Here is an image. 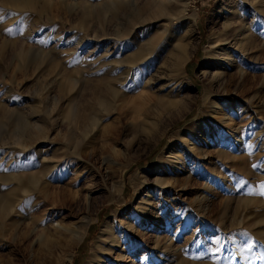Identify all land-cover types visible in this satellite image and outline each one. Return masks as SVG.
Returning <instances> with one entry per match:
<instances>
[{"label": "rangeland", "instance_id": "374dc122", "mask_svg": "<svg viewBox=\"0 0 264 264\" xmlns=\"http://www.w3.org/2000/svg\"><path fill=\"white\" fill-rule=\"evenodd\" d=\"M24 1L0 0V198L43 175L0 264H91L113 229L102 264H264V0Z\"/></svg>", "mask_w": 264, "mask_h": 264}, {"label": "bare ground", "instance_id": "6f19581e", "mask_svg": "<svg viewBox=\"0 0 264 264\" xmlns=\"http://www.w3.org/2000/svg\"><path fill=\"white\" fill-rule=\"evenodd\" d=\"M3 3H4V1L5 2H7V3H9V4H11V5H18V6H21V5H24V3H25V1L24 0H1ZM259 0H251V3H253V4H255V2H258ZM235 3H237V2H235ZM240 5V4H239ZM242 5V4H241ZM240 5V6H241ZM234 7V6H233ZM236 8V7H235ZM237 8H238V6H237ZM236 8V9H237ZM240 8V7H239ZM243 8V7H242ZM230 9V8H229ZM244 10V9H243ZM239 11V10H238ZM231 13H232V11H230ZM240 13V12H239ZM220 14H222V13H220ZM231 16V15H230ZM178 17V16H177ZM233 22H225V23H221V31H224L226 28H228V29H230L231 31H233L234 29H235V27H237V25L235 26V25H233L232 24ZM243 24V23H242ZM243 26V25H242ZM242 26H240V24H239V27H237L236 28V30L238 31V33H241L242 31H240L243 27ZM229 32V31H228ZM234 33V32H233ZM219 35H222L221 33H219ZM235 35V34H234ZM236 35H237V33H236ZM246 35V34H245ZM245 35H242L241 36V38L240 39H243V37H245ZM240 37V36H239ZM235 38V37H234ZM220 40L221 41H225L226 39L225 38H220ZM219 40V41H220ZM235 40V39H234ZM228 42V41H227ZM236 42V41H235ZM222 43V42H221ZM214 44H215V42H214ZM240 44H242V43H240ZM216 45V44H215ZM217 46V45H216ZM242 46V45H241ZM215 47V46H214ZM224 48V47H223ZM243 49V48H242ZM228 54V53H227ZM188 48L187 47H183V48H181V50L179 51V56L177 57V62H175V63H177V64H180L181 62H183V60L184 59H186L188 56ZM225 58V57H224ZM226 58H227V56H226ZM221 74H218V75H215V77H219ZM111 79H113V78H111ZM225 86V85H224ZM105 89L107 90V91H109L111 94L113 93V95H114V90H113V85H111L110 83H108L106 86H105ZM97 103H99L100 105H102V106H105L106 104H108V102L105 100V98H103V97H98V100H97ZM79 120H81L82 119V116H80V118H78ZM77 119V120H78ZM88 119H89V117H88ZM83 120L85 121L86 119H84L83 118ZM83 121V122H84ZM90 121H91V123H92V126H91V128L92 129H94V126L96 125V119H94V118H92V119H90ZM88 124V123H87ZM89 125V124H88ZM87 126V125H86ZM191 138V137H190ZM70 139V138H69ZM186 141V140H185ZM194 145V144H193ZM47 167V166H46ZM45 167V168H46ZM50 168V167H49ZM51 170V169H50ZM53 170H55V168H53ZM46 171V170H45ZM48 173H49V171H47ZM52 172V171H51ZM41 176V175H43V172H39L38 174H35V173H27V174H25V175H22L23 176V180H25V181H23L22 183H20L19 185H17V186H15L14 188H11V190L8 192V193H5L4 194V198H0V217H3L4 216V225H6V223H8L7 222V220L10 218V216L12 215V214H14L15 212H16V206H17V204H14V201H15V193H17L18 191H21V192H23V194L24 193H26V194H29L30 192H34V191H36V188L38 187L37 185H36V176ZM45 176V175H44ZM160 177H162V176H160ZM161 180V179H160ZM43 189V193H44V188H42ZM37 191H39V190H37ZM20 192V193H21ZM48 193V192H47ZM45 194H46V190H45ZM27 196H29V195H27ZM47 197V196H46ZM29 199L30 198H26V202H28L29 201ZM19 205V204H18ZM18 207H21V209H23V208H25L24 207V204L22 203V204H20V206H18ZM15 215V214H14ZM9 224V223H8ZM10 225H13L14 226V224H12V223H10ZM106 230H105V228H103V230H102V232H101V234H103L104 232H105ZM4 232L6 233V234H9V236L10 237H14L15 235H16V233H15V230L14 229H8L7 231H6V229L4 228ZM75 233V235L76 234H78L79 232L78 231H75L74 232ZM108 235H107V237L109 238L107 241H104V246H106V247H104V248H100V251L102 252V253H98L97 255H95L94 257H93V259L91 260V264H102L103 263V258H104V251L105 250H108L109 249V247H111L112 245H113V243L114 242H116V243H118V238H120V237H118V235L116 236V234L114 233V229L113 230H110V231H108V233H107ZM5 235V234H4ZM21 236V235H20ZM81 236V235H80ZM78 236H75V238H77ZM101 238V237H100ZM14 239V238H13ZM106 239V238H105ZM75 240V239H74ZM97 240H99V239H97ZM100 241V240H99ZM98 242V241H97ZM71 245V244H70ZM69 245V246H70ZM96 245H97V243H96ZM96 245H95V247H96ZM99 246V245H98ZM97 248V247H96ZM111 249V248H110ZM70 256V255H69ZM90 264V263H89Z\"/></svg>", "mask_w": 264, "mask_h": 264}]
</instances>
